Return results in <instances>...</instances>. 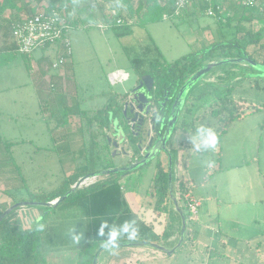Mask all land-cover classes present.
Segmentation results:
<instances>
[{
    "label": "rangeland",
    "instance_id": "obj_1",
    "mask_svg": "<svg viewBox=\"0 0 264 264\" xmlns=\"http://www.w3.org/2000/svg\"><path fill=\"white\" fill-rule=\"evenodd\" d=\"M31 1L22 15L35 13L36 10H30L32 6H37L39 11L48 4L47 0L40 4L36 0ZM76 2L81 22L79 27L69 31L72 56L62 69L65 81H61L54 90L57 105L52 97H48L45 105L49 113L68 115L69 122L64 129L52 131L50 128H53L55 119L48 118L42 110L41 99L49 96L50 92L49 80L54 71L58 73L62 68L51 70L47 61L39 62L43 55L54 58L51 49L32 52L29 57L32 72L20 53L12 58H0V135L6 141L15 142L10 153L0 144L1 209L19 202V199L29 201L31 191L36 193V198L53 190L67 192L72 180L78 181L86 175L77 178L83 171L88 170L92 174L127 163L128 156L123 152L115 154V149L106 145L104 136L112 128L105 127L109 123L107 110L104 113L99 110L111 104L107 106L108 114L111 118L114 116L111 112L119 96L130 90L140 75L134 60H140L142 70L150 69L151 63L162 70L185 56L207 49L210 43L220 38H231L235 31L228 27L221 29L216 16L200 10L202 4H196L198 7H189L185 15L183 12L175 18L135 24L133 33L118 37L105 23L98 0ZM138 2L134 0L135 5ZM11 12L6 10L4 15L11 18ZM253 29L261 31L264 37V22L255 20ZM239 35H243V32ZM10 36L0 40V52L5 51L6 46L13 45ZM258 47L250 46L251 49ZM258 50L263 57L264 47ZM117 69L128 71L130 77L122 83L111 84L109 73ZM219 69L228 73L226 78L217 83L219 78L215 73L208 76L212 82L198 88L202 89V97L195 103L193 116L187 119L184 126L176 128L169 145L173 156L171 172L167 155L163 153L161 156L165 178L169 183L171 177L174 195L180 198L185 212L187 209L183 198L186 193L202 199L196 216L186 217V236H192V242L196 238L199 244L194 243L200 254L204 244L214 246L229 257L240 258L246 245L242 241L234 242V237L243 235L249 225L255 229L252 233L259 234L253 252L264 254V128L262 130L260 124L264 123V76H256L259 72L243 63L224 64L216 70ZM234 108L250 113L243 119L230 121L220 139L218 136L224 121L229 118L230 112L227 111ZM201 126L215 131L218 141L214 149L197 150L196 144L200 143L197 129ZM154 168L151 163L140 172H133L128 177L130 180L123 179L128 191L139 193L135 195L137 202L141 200L140 191L149 184L148 178ZM108 176L117 177L115 174L98 176L87 180L81 188L105 181ZM11 177L13 182H7ZM170 197L162 201L163 210L171 208ZM164 201L168 206L164 205ZM69 203L64 202L53 215L64 211ZM27 207L42 215L46 212L41 206ZM17 210L11 213L10 220L22 223L23 220L16 217ZM173 214H176L175 210ZM221 227L231 232L233 238L223 234ZM223 240L234 244L236 250H231L229 246L224 251V246L221 247ZM259 242L262 244L261 251L257 250ZM96 247V243H88L85 253H92ZM187 254L191 258L192 252L184 244L177 250L176 259ZM200 258L204 263V256ZM253 261L264 264L258 258Z\"/></svg>",
    "mask_w": 264,
    "mask_h": 264
},
{
    "label": "crops",
    "instance_id": "obj_2",
    "mask_svg": "<svg viewBox=\"0 0 264 264\" xmlns=\"http://www.w3.org/2000/svg\"><path fill=\"white\" fill-rule=\"evenodd\" d=\"M22 16L25 15L21 14L20 18ZM8 21L9 18L5 15L3 20L0 21V40L6 39L7 36L9 37L11 35L10 37L13 43H15L11 32L12 27ZM5 49L7 48L5 47ZM54 50L55 48H51V52ZM63 66H61L62 68L58 73L56 70L52 74L56 76L55 79L49 78L51 79L49 80L51 85L55 82L59 85L61 81H65L64 70H62ZM51 70L53 69L51 68ZM198 90L201 91L202 89ZM245 116L239 119H243ZM260 124L263 130L264 123ZM157 170L158 168L155 167L153 172L150 173V178H148L149 184H146L147 187L140 191L142 197L138 202L136 196L139 193L134 194L132 191H128L123 184V179H129L131 177L132 173H130L117 179V183L120 185L119 190H117L115 185H110L109 188L104 189L103 192H100L94 197H88V199L79 200L78 202L70 201L67 208L59 212V214L53 215L52 213L42 236L46 264H89L91 261L93 264L96 255L98 256L97 264H257L255 263L256 261H253L257 260V258L264 262L263 252H257L256 254L253 252L254 242L259 234L252 233L255 232V229L251 225L246 226L247 228L244 229L245 233L243 235L234 237L236 239L234 242L242 241L246 245V249L243 251L244 254L240 258L229 257L223 251L221 252L215 249L214 246L204 244L202 246L203 252L200 254L197 250V244L194 243L197 242L199 244V242L196 238L192 242V236L188 237L186 233L182 244L173 253H168L148 244L147 242L158 243L172 249L178 245L181 239L182 217L177 210L174 200L176 198L178 204L181 206L179 202L180 198L174 195L173 189V194L170 193L168 185L169 195L171 196L169 198L171 208L168 209L167 207V211L161 208L162 204L157 205L158 195L152 191V186L155 184L153 178ZM196 198L200 200V206H202V199L200 197ZM163 203L167 205L166 201ZM173 209L176 212L175 215L173 214ZM40 216H42L41 212L29 210L27 206L20 207L16 211V217H20L23 220L21 221L22 223H19L18 220L17 222L23 228L33 226ZM105 222H107L108 227L104 229V236H101L99 230ZM125 222L129 224V231L132 229L137 230L135 239H129L127 234H124L120 237L118 241L119 247L114 252L106 250L103 246L105 242L103 239L107 238L109 229L111 227H118ZM209 228L210 226L207 229ZM220 231L229 236V238H233L231 232L229 233V231L222 229V227ZM77 236L79 240L75 239ZM152 236H159V240L143 241L145 238ZM130 242L138 244H130ZM88 243L97 244V247L90 254L85 253L87 252L86 247ZM184 244L194 255L191 254V258H188L187 254L177 260L175 254ZM222 246H224V251L229 246L231 250L236 248L234 244H231L229 241L227 242V240L221 242ZM261 248L262 244L259 242L257 244V250L261 251ZM202 256L205 258V261L203 260L204 263H202L200 258Z\"/></svg>",
    "mask_w": 264,
    "mask_h": 264
},
{
    "label": "trees",
    "instance_id": "obj_3",
    "mask_svg": "<svg viewBox=\"0 0 264 264\" xmlns=\"http://www.w3.org/2000/svg\"><path fill=\"white\" fill-rule=\"evenodd\" d=\"M38 4H40L43 0H36ZM48 4L43 6L41 10L51 11L52 9H57L65 14L66 17V23L69 26L70 29L77 28L80 25L81 18L80 11L78 4L76 0H47ZM174 0H139L138 4H134V0H98L99 7L102 11L103 18L105 20V23L111 27L118 37H124L131 33H133V26L135 24H145L150 22H156L161 19H165L164 15H169V18H175V16L172 15L174 11L173 2ZM224 2L221 4L222 8L219 10L217 8V3H215V19L219 22L221 29L228 27V28H234L235 31L232 32L233 36L231 38H227L230 42L229 45H227V50H222L225 46L221 45V51L220 53L217 51H211L209 56L210 58H220V57H234L240 54V51L243 50L245 53H247L250 57L254 58L257 62L264 63V56L261 57V53H259V48L264 47V42L262 40L264 39L261 31H256L253 29V22L255 20H260L264 22V0H257L256 4L254 6H245L243 4L238 3L234 0H223ZM31 0H0V21L3 20L4 14L6 10H11V18H9V25H11L12 29L11 32L13 34V28L16 26L18 22L21 21L22 18H20L21 13L27 11L29 6L31 5ZM194 6H197L196 3ZM198 7V6H197ZM207 4H202L200 10L206 11ZM37 6L30 7V10L37 11ZM187 10V9H186ZM185 10V11H186ZM184 11V15L187 14ZM135 19V21H133ZM4 24V23H3ZM1 25V24H0ZM243 32V35H239L240 32ZM251 45L259 46L258 48L251 49ZM5 51L0 52V58L1 56H4L5 58H12L15 54H18V48L16 45V42L13 43L12 46H6ZM63 49L62 45L60 44L58 47L55 48L54 51L51 53L54 55V58H50L48 56L43 55L39 62L42 63L44 61H47L50 65V68L52 67L53 61L57 58L59 55V52ZM259 54H258V53ZM257 53V54H256ZM21 54V53H20ZM28 64V68L30 72H32V64L30 61V55H24L22 54ZM194 56V54H190L188 56L183 57L181 60L176 61L174 64H169L164 66V68L161 70L156 66L155 63L150 64V69L148 70H142L141 69V63L140 60H134L135 68L140 72V74L146 73V72H154L156 74L160 73L161 71L168 73V70H172L173 67H177L182 61L188 60L189 57ZM257 57V59L255 58ZM5 59H3L4 61ZM65 65V64H64ZM196 69V66L191 67L188 72L183 76V79H185L190 73L194 72ZM57 75V74H56ZM52 78L55 79L56 76L52 75ZM57 86V83H52L50 85V92L49 96H46V98L41 99L42 103V110L47 113L48 118L55 119V124L53 125V128L50 129L54 131L55 129L62 128L64 129L68 125V118L67 114L65 113L64 116H62L61 112H53L49 113L46 111V101L48 100V97H52V101L54 102V90ZM55 106L57 105L54 102ZM107 106H111L107 105ZM107 106H104V108L100 109L99 112L103 111V113L108 109ZM106 111V113H107ZM84 112V111H81ZM80 112V113H81ZM223 112V111H222ZM227 112H230L229 118L226 119V122L224 121V124L222 126L221 132L219 133V138L223 136V132L227 129V127L230 125V121L241 118L250 111H238V108L230 109ZM59 114V115H57ZM220 114V113H219ZM218 114V115H219ZM100 125V123L98 124ZM102 127L103 124H101ZM105 139V138H104ZM0 144L4 146L5 150L10 153L12 151V147L15 145V142L6 141L1 135H0ZM106 145H108L106 140ZM107 149V148H106ZM9 155V154H8ZM15 168V167H14ZM17 171V168H15ZM165 168L162 165L157 172L155 173V176L153 178L154 185L152 186V191L156 192L157 197V205H161L162 201L169 196L168 194V181L165 178ZM18 173V171H17ZM82 174H89V171H83V173H80L78 177H80ZM117 177H110L108 176L107 180L105 181H97L94 182L88 186L79 188L75 193L71 194L67 199H65L62 203L57 205L55 208L51 209L48 213L42 216L41 219L36 221L33 226L22 228L18 222H11V213L12 211L3 221L0 223V264H46V256L43 252V242H42V236L46 230L47 222L50 217V215L64 202L71 201V202H78L79 200H86L88 197H94L95 195L99 194L100 192H103L104 189L110 187V185H115L117 190L120 189V185L117 183V179L119 177H122L121 174H115ZM18 177V175H16ZM15 177V176H14ZM11 180L13 182V177L8 178L6 181L8 182ZM77 181V179L72 180L69 183V188H71V185L74 184ZM17 185V184H16ZM19 185V184H18ZM17 185V186H18ZM14 186V185H13ZM65 192H59L57 190H53L47 194H44L42 196H39L36 198V193L34 191H31V197L29 200L32 201H51ZM122 195V193H121ZM26 199H19L18 201H23ZM8 206L1 209L0 205V214L7 208ZM45 210H47V207H44ZM184 210V208H183ZM185 212V210H184ZM186 217H188V212H185ZM17 221V220H16ZM159 236H152L149 238H145L143 241H158ZM107 238H104L103 241H106ZM102 241V240H100ZM92 264V261L89 263Z\"/></svg>",
    "mask_w": 264,
    "mask_h": 264
},
{
    "label": "water",
    "instance_id": "obj_4",
    "mask_svg": "<svg viewBox=\"0 0 264 264\" xmlns=\"http://www.w3.org/2000/svg\"><path fill=\"white\" fill-rule=\"evenodd\" d=\"M214 47L215 46H211L205 50H202V53H207ZM240 63L248 64L252 66L256 71L259 72V74H255L256 76H264V63L257 62L254 58L250 57L247 53H243L242 57H228V58H224L218 61H213V62L203 65L200 69H198L195 73H193L182 85V87L180 88L175 98V101H174V104H173V107H172V110L169 116L168 115L162 116L160 113L156 111L152 114L153 118L151 122H154V123H151V125L147 127V133H146V137L150 138L148 145L143 147L142 146L143 141L140 140V144L138 146V149L142 155L140 158L136 157L135 160H133L131 163H124L116 167L104 169V170H101V171H98L92 174L85 175L81 177L78 181H76L75 184H73L67 192H65L63 195L59 196L58 198L54 200H51V201L23 200V201L15 202L11 204L10 206H8L0 214V223L12 211L16 210L17 208L23 207V206L47 207L48 209L43 214L45 215L51 209L55 208L57 205H59L65 199H67L71 194L75 193L79 188H81V184L90 178L108 175V174H121L122 176H126L130 173L136 172L150 165L151 163H153L154 166L159 169L163 165L162 164L163 162L161 159V156L163 153H165L168 157V163H169L170 172H171L173 156L171 154L169 145H170L172 138L174 137V133L176 131V125L180 117L184 103L186 101L187 95L193 89V87L197 85L198 83H200L201 81H203L205 76L208 75L214 68L219 67L224 64H240ZM153 82H154V78L150 74L143 75L141 77L140 85L136 88H132L128 90L127 92L130 94H133L136 90L142 87H146L147 90L150 91L153 88ZM142 96H145V92H138L135 94V96H133V99L136 105L133 104V102L132 103L130 102L132 112H134V117L131 119V121H136V119L140 117V121H142L140 123V126H142L143 120H145L146 116L149 114V109L146 111L142 107L144 103ZM116 123L119 125V122H116ZM140 131L136 133L137 137L140 135ZM124 134H125V131H124V128L122 127L120 135H124ZM115 147L116 149H118L117 146ZM123 153L125 154V156L132 158V154L130 152L125 151ZM171 182L172 181L170 177L169 184H168L169 191L171 194H173ZM174 200L176 202L177 210L180 212L181 217H182L181 239L178 245L172 249H169L158 243L147 242L148 244L154 247H157L163 251H166L168 253H173L176 250V248L182 244L185 238V233H186V214L184 210L181 208V206L178 204V200L176 198H174ZM42 216H40L37 219V221L41 219ZM130 244H138V243L130 242ZM97 258L98 256L96 255L94 258L93 264H97Z\"/></svg>",
    "mask_w": 264,
    "mask_h": 264
},
{
    "label": "flooded vegetation",
    "instance_id": "obj_5",
    "mask_svg": "<svg viewBox=\"0 0 264 264\" xmlns=\"http://www.w3.org/2000/svg\"><path fill=\"white\" fill-rule=\"evenodd\" d=\"M230 42L227 38H220L219 41H214L209 44L208 48L211 46H215L207 53H202V51H199L195 53L193 57L190 59H186L182 61L177 67H173L172 70H168V73L161 71L160 73H152V72H146L143 74H140L137 77L136 83L132 88H136L140 85L141 77L146 74H150L154 78L153 82V88L149 91L146 87H142L138 90H136L133 94L125 93L119 96V100L116 102V104L113 107V110L111 113H113V117L111 118L110 114H108L107 111V119L109 120L108 126L105 125V127H111L112 129L109 131L108 134L104 136V138L107 140V143L110 147L115 149V154L118 152H125L128 151L132 154V158H129L127 163H131L133 160H135L136 157L140 158L141 152L138 149V146L140 144V140L143 141L142 146L145 147L148 145L149 139L146 137L147 133V127L151 125L153 113L156 111L163 115L170 114L175 98L182 87V85L185 83V81L198 69H200L203 65L218 61L224 58L228 57H220V58H210L209 56L211 51H217L220 53L221 45L225 46L222 50H227V45H229ZM243 53H245L243 50L240 51V54L234 57H242ZM196 66V69L194 72L190 73L185 79H183V76L188 72V70L191 67ZM218 67L214 68L208 75L205 76L204 80L198 83L193 87V89L189 92V94L186 97V101L184 103V106L182 108L180 117L178 119L176 128L178 126H184V124L187 122V119L193 116V109L195 107V103L201 99L202 92L198 90V88L201 85H205L209 81L212 82L211 78L208 76L215 73L219 80L217 79L216 82H220V80L226 78L228 73L224 70H216ZM233 69H236L233 67ZM234 73L236 74V78L239 79L240 76L237 75L236 71L234 70ZM131 88V89H132ZM138 92H145V96L143 97V105L142 107L144 110L149 109V114L146 116L145 120H143L142 126H140V117L136 119V121H131V119L134 117V112H132V108L130 106V102L136 105L133 96H135ZM119 122V125L116 123ZM195 124V122H193ZM189 123V125L194 126V124ZM124 128L125 134L120 135L121 128ZM141 131H140V129ZM107 129V128H106ZM104 131V127H103ZM106 131V130H105ZM140 131V135L137 137L136 133ZM111 132V133H110ZM118 149H116V147ZM140 170L136 171V173L140 172Z\"/></svg>",
    "mask_w": 264,
    "mask_h": 264
},
{
    "label": "built area",
    "instance_id": "obj_6",
    "mask_svg": "<svg viewBox=\"0 0 264 264\" xmlns=\"http://www.w3.org/2000/svg\"><path fill=\"white\" fill-rule=\"evenodd\" d=\"M245 6H254L257 0H234ZM173 16H180L186 9L196 4H207L206 12L215 15L214 5L221 10L223 0H174ZM165 18L169 15L165 14ZM70 28L66 23L65 14L57 9L51 11L41 10L22 17L21 21L13 28V37L15 39L19 53L31 55L36 49L56 48L60 44L63 49L52 63V69L56 70L67 63L72 56V48L69 39ZM130 73L123 69H117L109 73L111 84L122 83L128 80ZM96 178V177H94ZM92 179V178H90ZM88 179V180H90ZM81 184L83 186L84 183ZM187 212L191 216L198 213L200 200L193 197L190 193L184 195Z\"/></svg>",
    "mask_w": 264,
    "mask_h": 264
},
{
    "label": "clouds",
    "instance_id": "obj_7",
    "mask_svg": "<svg viewBox=\"0 0 264 264\" xmlns=\"http://www.w3.org/2000/svg\"><path fill=\"white\" fill-rule=\"evenodd\" d=\"M197 134L200 140V143L196 144L197 150H201V149L207 150V149L215 148L218 141V137L215 131H213V129L209 127L201 126L197 129ZM106 227H108L107 222L101 225V228L99 230V234L101 236H104L105 234L104 229ZM124 234H127L129 239H135L137 235V230L132 229L131 231H129L128 222H125L124 224L118 227H111L109 229L107 239L103 244L104 248L110 252H114V250H116L119 247L118 241L120 237ZM75 239L79 240V237L77 236L75 237Z\"/></svg>",
    "mask_w": 264,
    "mask_h": 264
}]
</instances>
